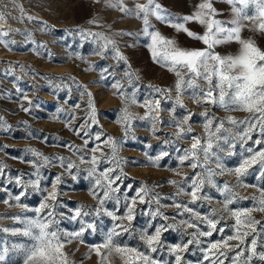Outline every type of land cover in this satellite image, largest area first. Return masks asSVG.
Instances as JSON below:
<instances>
[{"label":"rangeland","instance_id":"obj_1","mask_svg":"<svg viewBox=\"0 0 264 264\" xmlns=\"http://www.w3.org/2000/svg\"><path fill=\"white\" fill-rule=\"evenodd\" d=\"M136 2L137 0H127V6L132 8ZM138 2L145 3V0ZM158 2L173 15L182 16L190 14L200 0ZM107 3L108 0H15L14 3L13 0H0V12L5 14V20L0 21V31L8 32L10 35L5 39L14 41L8 47L0 45V117L9 126L7 129H0V146H3L0 147V170L4 173L0 175V229L22 227V224L10 218L13 216L35 218V210L40 207L44 196L52 190L56 177L60 176L63 183L57 185V192H62L63 195L57 196L58 205L54 209L59 221L57 227L63 232H76L81 227V220L95 225V232L91 229L85 231L83 243L73 240L65 247L64 250L73 264H81V261L83 264H98L99 258L90 251V246L101 244L106 233L117 224L128 226L129 232L114 239L121 245L141 250L144 249L141 234L145 230L154 234L155 227L174 226L162 231L159 250L151 255L158 261L175 264V256L170 249L177 244L193 240V236L188 233L208 230L206 220L196 219L192 213L182 212L174 206L165 207L173 205L175 201L187 204L202 217H211L212 210L215 209L217 217L223 218L218 225V228H225L223 234L214 232L212 237H197L203 243L190 244L187 250L179 253L182 264H209V261L204 259L206 253L202 249L208 248L210 241H217L222 236L232 234L228 226L233 223V219L230 213L223 211L224 196L217 188L206 185L203 193L211 199L193 203L190 196H177V188L167 183L169 180L181 183L184 177L193 174L191 168L181 166L178 160L183 152L177 151V147L188 149L191 144L187 138L177 139L176 133L179 129L175 125L188 113H192L188 121L192 127L190 135L199 137L206 135L203 127L205 118L201 115L205 109L219 119L231 115L238 121H243L249 118V114L243 111L226 113L212 105L190 100L187 94L180 98L185 107H176L175 111H170L176 100L175 91L173 90L171 99H165L153 89L171 88L175 76L154 63L148 47L150 40L142 34V21L125 16L118 9L108 7ZM15 5H22L24 12L30 15L32 20H28L26 16L19 20L13 19V16H20ZM214 7L223 13L219 19L231 18L229 6L223 0H216ZM93 20L98 21L99 25L90 23ZM151 23L164 36L177 40L183 47H204L199 41L188 38L184 33H177L174 28L165 26L154 17ZM187 27L197 33L204 31L194 23L188 24ZM82 32L85 35H81ZM88 33H102L114 40L127 63L114 58L115 53L111 51V46L103 54H97L103 41L98 42L97 37L87 35ZM118 33L133 35H117ZM243 35L253 36L257 44L264 49V36L248 30H245ZM237 48L238 45L232 43L219 46L216 51L231 54ZM126 71L133 74L131 80L125 75ZM117 81L122 85L120 92L124 94L123 98L112 87ZM77 85L86 86L96 102L98 123L91 124L90 132L102 133L101 140L104 136H111L116 141H123L118 145V156L129 163L122 165L125 178L122 182L117 181L121 188L119 206L114 200H106L101 206L99 197L94 198L92 195L95 190L102 197V189L95 186L93 178L87 177L86 170L91 167L87 161L93 155L89 149L101 144V141L92 139L85 146L84 140L89 137L84 136L83 131L79 137L74 134V130L85 121L90 123L87 107L89 98L81 94L83 89ZM133 93L137 104L127 103ZM23 94L27 95V99L22 98ZM154 99H160L161 109H169L156 112L155 123L145 116L146 109L140 106ZM29 100L33 102L31 105L28 104ZM77 104L79 108L75 107ZM21 106L29 111H22ZM126 106L133 114L132 119L121 123L122 110ZM87 127L86 124L85 128ZM243 127L245 125H239V128ZM125 128L128 129L127 133ZM236 131L237 128L233 127V132ZM250 135L252 139L248 140L243 148L237 142L235 154H220L221 163L226 169L238 166L241 159L249 155L247 148L252 147L254 151L264 148V143L255 145L252 142L255 139H264L258 129ZM77 149L80 151H76ZM32 150L49 157L52 162L44 165L42 157L35 156ZM101 150L106 155L111 154V149L107 146L102 145ZM163 152L168 155L161 157L159 166L151 165L149 158L155 159ZM95 155L99 157L101 153L97 152ZM81 156L85 162L81 161ZM57 157H62L63 161L55 159ZM132 161L139 163L132 164ZM31 162L44 165L38 169L39 177ZM68 162L75 165L70 171L65 170ZM109 166L111 165L101 162L99 170ZM210 167L219 171L215 164H210ZM73 175L76 179L72 178ZM18 179L20 184L17 183ZM36 179H40V187L47 189L46 192L42 193L27 183ZM214 179L221 186L224 183L229 184L238 196L243 198L230 205L235 210L252 209L255 202L251 198L259 197L258 189L264 187V177L260 176L258 165L240 178L244 184L256 187L237 186V177L227 171ZM129 184L132 185L131 190L127 188ZM142 185L153 189L149 195L160 197L159 204L155 199L148 203L149 197H145V204H136L135 218L130 223L124 219L113 220L104 214L105 210H108L115 212L117 217L123 216L126 212L123 194L128 197L135 196ZM22 191L25 195L17 202L13 197ZM5 199L9 200L8 204L2 202ZM48 203L52 204L53 201L49 200ZM20 204L26 208L20 207ZM90 209H99V214L93 211L88 216H83V211ZM77 210L81 211V217L72 219ZM42 211L47 212L48 209ZM154 211L163 215L153 217L151 213ZM252 215L255 219L264 221V213L253 212ZM164 216L168 219H164ZM183 221H194L199 228H187ZM116 231L120 229L117 228ZM30 243L28 237L0 231V249H10L5 264H24L22 251H13L12 246ZM208 255L211 256V253ZM109 260L111 264H122L119 258L110 257Z\"/></svg>","mask_w":264,"mask_h":264},{"label":"snow or ice","instance_id":"obj_2","mask_svg":"<svg viewBox=\"0 0 264 264\" xmlns=\"http://www.w3.org/2000/svg\"><path fill=\"white\" fill-rule=\"evenodd\" d=\"M14 2L15 0H13ZM215 2L216 0H200L190 14L182 16H175L168 12L158 0H145V3H139L137 0L132 8L127 6V0H108L107 6L112 9H118L125 16L142 21V34L150 40L148 47L154 63L172 73L176 78L171 88L153 89L154 92L159 93L165 99H171V94L173 90L175 91L176 100L173 102V107L170 111H175L176 107H185L180 102V98L187 94V98L190 100L200 101L203 105H212L226 113L243 111L249 114V118L243 121H238L231 115L226 116L224 119H219L205 109L201 115L205 118L203 127L206 135L198 137L190 135L192 127L188 124V121L193 114L188 113L175 127L179 129L176 133L177 139L187 138L191 146L188 149L177 147L176 150L183 152V155L178 157L181 166L191 168L193 174L190 177H184L181 183L176 180H169L167 183L177 188V196H190L193 203L211 199L206 193H203L206 185L217 188V191L224 196L222 201L223 211L230 213L233 219V223L228 226L232 230V234L226 237L222 236L217 241H210L209 247L202 249L206 253L204 259L208 260L209 264H226V262L227 264H264V221L257 220L252 215L253 212L264 213V187L258 189L259 197L251 198L255 202L252 209L235 210L230 205L234 201L243 198L239 197L229 184L224 183L221 186L214 179V177L227 171L230 175L237 177V186L256 187L255 185L244 184L240 179L249 172V169L256 165L259 166L260 176L264 177V148L259 151H254L252 147L247 148L246 151L249 155L244 156L234 169H226L225 165L221 163L222 157L220 155L224 152H228L230 155L235 154L234 150L237 142L243 148V145L252 139L250 133L256 129L259 130L261 135H264V49L257 44L253 36L246 37L243 35L244 31L248 30L264 36V0H223L229 6L231 13V18L228 20L218 18L223 13L214 7ZM15 7L19 10L20 16H13V19L19 20L26 16L28 20H32V17L24 12L22 5H15ZM153 17L165 26L174 28L177 33H184L188 38L199 41L204 47L188 48L181 46L177 40L164 36L155 28L151 23ZM4 20L5 14L0 12V21ZM90 23L99 25L96 20L90 21ZM192 23L199 25L204 31L202 33L192 31L187 27L188 24ZM9 35L8 32L0 31V45L8 47L14 43V41L5 39ZM81 35H85V33L82 32ZM87 35H94L98 38V42L103 41L100 45V52L97 54H103L111 46V51L115 53L114 58L127 63V59L121 54L114 40L102 33H88ZM117 35H133V33H118ZM232 43L238 45L234 53L222 54L216 51L217 47ZM125 75L129 76L131 80L133 74L126 71ZM77 86L83 89L81 94L87 95L89 98L87 107L89 109L90 123L85 121L84 124L74 130V134L79 137L81 136V131H83V135L89 137V139L84 140L85 146L92 139L101 141V144L89 149L93 155L87 161L91 164V167L86 170L87 177L93 178L95 186L102 189V197L95 190H93L92 195L94 198L99 197L101 206L104 205L106 200H114L116 205L119 206L121 203V195H119L121 188L117 181H123L125 177L122 165L129 163L121 160L118 156V145L123 143V141H116L111 136H104V139L101 140L102 133L90 132L91 124L98 123L96 120V102L93 94L87 90L86 86ZM112 87L120 93L122 98L124 97V94L120 92L122 85L119 81L113 84ZM22 98L27 99V95L23 94ZM32 103L31 100L28 101L29 105ZM127 103H138L135 93L132 94L130 101H127ZM140 106L146 109L145 116L150 118L153 123L157 121L156 112L169 110L161 109L160 99L146 101ZM75 107L79 108V105L77 104ZM21 109L25 112L29 111L28 108L23 106H21ZM132 115L126 106L122 110L120 122H129L132 119ZM86 124L88 125L87 128H85ZM185 125H187L186 129ZM239 125H245V127L239 128ZM229 126L236 127L237 131L234 133L233 127ZM8 127L3 118L0 117V129H7ZM127 131L128 129L125 128V133ZM252 142L255 145H260L264 143V139H255ZM102 145L111 149L110 155L102 152ZM69 147L71 148L72 146ZM32 151L34 152V150ZM76 151H80V149ZM97 152L101 153L99 157L95 155ZM34 155L42 157L44 165L52 162L49 157L43 156L42 153L34 152ZM167 155V152H163L155 159L150 157L151 165L159 166L158 161L162 156ZM55 159L63 161L62 157ZM81 161L85 162L82 156ZM101 162L111 166L99 170ZM31 163L37 169L36 175L39 177L38 169L44 165ZM131 163L138 164L139 162L132 161ZM210 164H215L216 169L219 171L210 167ZM73 167L75 165L68 162L65 165V170L70 171ZM197 169H200V171H197ZM0 175H4L2 170H0ZM72 178L76 179V176L73 175ZM40 182V179H36L27 183L42 193L46 192L47 189L40 187ZM17 183H21L19 179ZM61 183H63L62 178L57 176L55 183L52 184V190L44 196L40 207L35 210L37 214L35 218L20 215L13 216L10 218L22 224V227L0 229V231L5 233L20 234L30 239V245L12 246L13 251H22L24 264H73L69 259V254L64 250L65 247L72 243L73 240H79L80 243H83V236L86 230L91 229L92 232H95L94 223L83 220H81L79 231L76 232H63L57 227L59 221L56 219L54 209L58 205L57 196L63 195L62 192H57V185ZM127 188L131 190L132 185H127ZM187 188L191 190L187 191ZM152 191V188L142 185L136 191L135 196L128 197L127 194H123L126 212L121 217H117L115 212L108 210H105L104 214L113 220L124 219L130 223L135 218L136 204H145V197H149L148 203L155 199L157 204H159L161 198L155 195L150 196L149 194ZM23 195L25 193L22 191L13 199L19 202ZM171 199L175 200L174 197H171ZM49 200L53 201V203L49 204ZM2 202L8 204L9 200L5 199ZM19 206L26 208L23 204ZM167 206H174L176 209L182 210V212L192 213L196 219L206 220L208 227L207 231L198 230L194 233H188L193 236V240L177 244L170 249L175 256V264H182V257L179 253L187 250L188 245L203 243L197 237H212L214 232L223 234L225 231L224 227L218 228L223 218L217 217L215 209L212 210L211 217H202L200 213L195 212L187 204L179 201H175L173 205H165V207ZM44 209H48V211L43 212L42 210ZM93 211L99 214V209H90L83 211V216H88ZM81 215V211L77 210L75 216L71 218L75 219L81 217ZM151 215L155 217L163 214L154 211ZM163 218L168 219L167 216ZM182 223L187 228H199L194 221H183ZM168 227L174 226L161 225L155 227L154 234H149L145 230L141 234L144 245V249L141 250L121 245L114 239L116 236L129 232L128 226L117 224L111 231L106 233L105 239L101 244L90 246V251L94 252L99 258L98 264H111L110 257L113 259L119 258L122 264H168L167 261H158L151 255V253L158 252L162 243L161 233L166 231ZM117 228L120 231H116ZM9 251L8 247L0 249V264H5ZM208 253H211V256ZM81 264H83L82 261Z\"/></svg>","mask_w":264,"mask_h":264}]
</instances>
